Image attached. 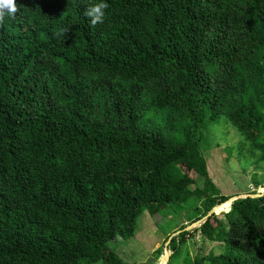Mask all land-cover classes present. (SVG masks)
I'll list each match as a JSON object with an SVG mask.
<instances>
[{"label":"trees","instance_id":"16d2710c","mask_svg":"<svg viewBox=\"0 0 264 264\" xmlns=\"http://www.w3.org/2000/svg\"><path fill=\"white\" fill-rule=\"evenodd\" d=\"M95 2L0 21V264H137L110 243L143 212L229 198L200 145L220 116L264 163V0H106L90 26ZM221 209L196 229L220 252L186 264H264V195Z\"/></svg>","mask_w":264,"mask_h":264},{"label":"rangeland","instance_id":"374dc122","mask_svg":"<svg viewBox=\"0 0 264 264\" xmlns=\"http://www.w3.org/2000/svg\"><path fill=\"white\" fill-rule=\"evenodd\" d=\"M200 145L209 177L222 195L232 198L264 192V163L259 161L261 153L253 151L250 144L224 116L202 129ZM191 175L195 176L194 173ZM189 202V208L171 204L155 217L147 211L143 212L137 218L135 236L118 238L110 243V247L126 262L159 264L165 252L172 254L171 238L183 230L189 233L180 246L179 257L171 264H186L194 260L198 253H219V243L204 238L196 231L201 223L196 218L203 212L202 200L192 197ZM222 212L225 211L221 209L219 214ZM94 264H103V261L99 260Z\"/></svg>","mask_w":264,"mask_h":264},{"label":"clouds","instance_id":"9594fccd","mask_svg":"<svg viewBox=\"0 0 264 264\" xmlns=\"http://www.w3.org/2000/svg\"><path fill=\"white\" fill-rule=\"evenodd\" d=\"M108 4L106 0H97L95 3H88L82 15L88 19L90 26L104 23ZM18 11L17 0H0V21L5 16L13 17Z\"/></svg>","mask_w":264,"mask_h":264},{"label":"water","instance_id":"95a60500","mask_svg":"<svg viewBox=\"0 0 264 264\" xmlns=\"http://www.w3.org/2000/svg\"><path fill=\"white\" fill-rule=\"evenodd\" d=\"M262 195H264V193H262V194H259V193H257V194H249V195H247V196H235V197H232V198H228L225 202H222V203H220V204H217V205H215L213 208H212V210L205 216V217H203L200 221H201V223H200V225L203 223V222H205L210 216H212L213 214H216V215H218L219 213H217L216 211H215V208L217 207V206H220V205H222L223 203H226L227 201H231V203H233L235 200H237V199H239V198H246V197H260V196H262ZM226 212V211H225ZM165 258H166V260L167 261H169V259H170V256H171V254L170 253H168V252H165ZM167 261H166V263L165 264H167Z\"/></svg>","mask_w":264,"mask_h":264},{"label":"bare ground","instance_id":"6f19581e","mask_svg":"<svg viewBox=\"0 0 264 264\" xmlns=\"http://www.w3.org/2000/svg\"><path fill=\"white\" fill-rule=\"evenodd\" d=\"M260 194H262V193H260ZM227 203H231V201H227L226 203H223L222 205H225V204H227ZM222 205H220V206H217L216 208H215V211L217 212V211H219L218 209L222 206ZM166 263V258H165V256H164V259H163V264H165Z\"/></svg>","mask_w":264,"mask_h":264}]
</instances>
